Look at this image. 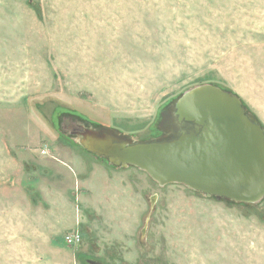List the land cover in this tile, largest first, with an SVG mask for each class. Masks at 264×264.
<instances>
[{"label": "rangeland", "instance_id": "374dc122", "mask_svg": "<svg viewBox=\"0 0 264 264\" xmlns=\"http://www.w3.org/2000/svg\"><path fill=\"white\" fill-rule=\"evenodd\" d=\"M201 84L264 129V0H0V264H264V197L159 185L81 143L163 138Z\"/></svg>", "mask_w": 264, "mask_h": 264}, {"label": "water", "instance_id": "95a60500", "mask_svg": "<svg viewBox=\"0 0 264 264\" xmlns=\"http://www.w3.org/2000/svg\"><path fill=\"white\" fill-rule=\"evenodd\" d=\"M173 136L123 142L86 130L84 148L119 166L133 165L159 185L180 183L206 196L256 203L264 197V129L240 98L213 84L184 91L175 102ZM101 264V263H96Z\"/></svg>", "mask_w": 264, "mask_h": 264}, {"label": "built area", "instance_id": "2783aa9c", "mask_svg": "<svg viewBox=\"0 0 264 264\" xmlns=\"http://www.w3.org/2000/svg\"><path fill=\"white\" fill-rule=\"evenodd\" d=\"M40 152L42 154H46L47 153V149L43 148V149L40 150ZM62 238H63V242L66 245L76 246V245H78L81 242L82 235H81V233L78 230H70V231H67L66 233H64Z\"/></svg>", "mask_w": 264, "mask_h": 264}, {"label": "flooded vegetation", "instance_id": "af4514ba", "mask_svg": "<svg viewBox=\"0 0 264 264\" xmlns=\"http://www.w3.org/2000/svg\"><path fill=\"white\" fill-rule=\"evenodd\" d=\"M169 119V118H168ZM189 125V123L187 122H176L172 125H169V127L164 131L165 135L163 136V138H170L173 136V129L174 127H182L183 129H186V127Z\"/></svg>", "mask_w": 264, "mask_h": 264}, {"label": "crops", "instance_id": "0c3cea01", "mask_svg": "<svg viewBox=\"0 0 264 264\" xmlns=\"http://www.w3.org/2000/svg\"><path fill=\"white\" fill-rule=\"evenodd\" d=\"M96 172L97 171H92V173L94 174V176L96 175ZM98 174H100V173H98ZM97 174V175H98ZM96 175V176H97ZM99 177H101L102 178V175L100 174V176ZM94 180L96 181V182H93L92 184L89 182V180H86V181H84V182H82L83 183V185H84V188L86 187V188H92L93 190H95L96 192H98L99 193V191H101V190H99L100 188H101V184H98V186H97V180H96V178H94ZM80 183H81V181H80ZM79 184V183H78ZM100 185V186H99Z\"/></svg>", "mask_w": 264, "mask_h": 264}, {"label": "trees", "instance_id": "16d2710c", "mask_svg": "<svg viewBox=\"0 0 264 264\" xmlns=\"http://www.w3.org/2000/svg\"><path fill=\"white\" fill-rule=\"evenodd\" d=\"M82 235V234H81Z\"/></svg>", "mask_w": 264, "mask_h": 264}]
</instances>
